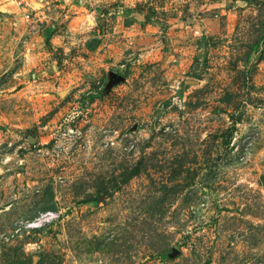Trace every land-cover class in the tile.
<instances>
[{
  "label": "rangeland",
  "instance_id": "obj_1",
  "mask_svg": "<svg viewBox=\"0 0 264 264\" xmlns=\"http://www.w3.org/2000/svg\"><path fill=\"white\" fill-rule=\"evenodd\" d=\"M14 1L0 264H264V0Z\"/></svg>",
  "mask_w": 264,
  "mask_h": 264
},
{
  "label": "water",
  "instance_id": "obj_2",
  "mask_svg": "<svg viewBox=\"0 0 264 264\" xmlns=\"http://www.w3.org/2000/svg\"><path fill=\"white\" fill-rule=\"evenodd\" d=\"M108 75H109V78H108V81L106 82L105 87H109L110 85H112V84H114V83H116L118 81H123L124 80L123 76H120V75L115 74L113 72H109ZM64 94H65L64 91L59 93L60 96H62Z\"/></svg>",
  "mask_w": 264,
  "mask_h": 264
},
{
  "label": "built area",
  "instance_id": "obj_3",
  "mask_svg": "<svg viewBox=\"0 0 264 264\" xmlns=\"http://www.w3.org/2000/svg\"><path fill=\"white\" fill-rule=\"evenodd\" d=\"M1 1H2V0H1ZM5 1L8 2V3H9V2H14L18 7H19L20 5H22L20 1H14V0H3V2H5ZM18 7H17V8H18ZM24 16H25V19H28V18H29V14H27V12H25Z\"/></svg>",
  "mask_w": 264,
  "mask_h": 264
},
{
  "label": "trees",
  "instance_id": "obj_4",
  "mask_svg": "<svg viewBox=\"0 0 264 264\" xmlns=\"http://www.w3.org/2000/svg\"><path fill=\"white\" fill-rule=\"evenodd\" d=\"M126 75H127V74H126V72H125L123 76L125 77Z\"/></svg>",
  "mask_w": 264,
  "mask_h": 264
}]
</instances>
